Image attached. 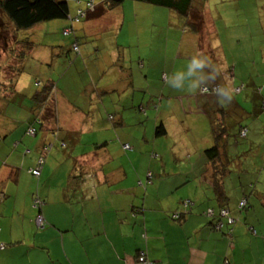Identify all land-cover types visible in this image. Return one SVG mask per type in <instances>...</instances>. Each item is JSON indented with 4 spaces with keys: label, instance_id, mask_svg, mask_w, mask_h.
Here are the masks:
<instances>
[{
    "label": "crops",
    "instance_id": "0c3cea01",
    "mask_svg": "<svg viewBox=\"0 0 264 264\" xmlns=\"http://www.w3.org/2000/svg\"><path fill=\"white\" fill-rule=\"evenodd\" d=\"M224 3L226 1L220 0L214 8L205 4L210 38L204 54L213 63L211 74L207 72L205 83L198 85L196 94H184L188 98L182 100L184 106L180 104L171 110L163 100L155 103L157 95L152 86L159 88L158 79L165 73L166 88L175 89V85L169 84L179 63L160 64L159 70L157 67L152 70L156 81L138 88L135 83L142 85L143 78L146 83L151 81L148 77L152 73L148 69V75L143 78L139 72L150 66L152 54L144 50V61L138 54L143 66L139 68L141 71L136 66L134 70L118 52V47H125L110 42L106 66L98 67L101 75H86L87 83H83L92 94L81 85L80 95L84 97L87 113L101 106L109 121H117L115 125L122 126L123 131H112L104 122L105 115L97 119L86 115L85 121L80 114L72 126L73 122H67V115L75 111L74 106L69 99L56 101L54 97L48 102L55 108L54 115L45 116L42 125L35 123L31 127L35 129L33 135L28 134L31 115H27L22 135L10 134L6 139L0 133V264H264V107L259 109L261 96L264 98V11L252 13L251 24L254 25L255 19L256 25L251 29L247 10L226 8ZM158 13L164 17L158 28H164L167 34L170 28L175 34L185 33L180 17L171 19L169 12L163 9ZM231 19L237 24L232 25ZM123 23V20L117 22L118 26ZM135 23L140 25L134 29L136 33L142 30L152 38L153 32H149L145 21L137 19ZM86 29L84 24L79 30L91 37ZM188 36L182 35L178 42L177 55L182 58L187 55L183 51L186 44L187 50L197 47L196 38L191 33ZM94 52L100 56V47ZM112 61H116L115 67L109 66ZM255 62L258 66L252 69L250 64ZM219 64L233 66L221 73ZM120 65L126 68L125 75ZM215 65L217 69L213 72ZM106 67L112 69L107 71ZM19 77L8 78L19 84ZM235 78L241 81L239 86ZM69 79L76 81L77 76ZM217 81L224 86L220 96L239 95L245 85L249 87L247 100L244 98L239 103L236 100L240 109L231 106V110L222 115L224 110L217 106L218 99L217 103L212 99L200 103L202 86ZM35 85L42 84L36 82ZM24 88V85L17 87L15 93L14 87L7 90L0 87V110L7 113L13 108L12 98ZM137 89L143 91L145 97L149 95L146 106L149 109L144 106V98L138 104L131 102ZM35 94L30 96L29 107L43 114L45 109L32 100ZM75 94L78 95L76 89L66 88V95ZM87 95L89 100H85ZM246 103L251 104V108H246ZM108 106L113 109L111 112L105 110ZM184 108L200 116L201 127L203 120L209 118V125L205 123L210 129L205 128L209 130V137L201 140L189 137L191 152L186 149L179 152L177 168L168 170L163 164L162 168L151 167L152 160L158 158L156 150L160 149L156 140L182 123L179 119L185 114ZM232 110H238L248 121L247 125L242 124L246 129L244 138L239 135ZM174 114L175 120L171 117ZM74 115L78 116L75 112ZM149 123L151 128L147 130ZM211 123L226 128V136L219 141L217 172L226 195L224 202H219L214 192L216 161L212 164L205 154L218 144ZM81 125L85 129L82 130ZM132 125L143 129L141 136L128 134ZM13 126L9 124L4 128L8 132ZM159 129L165 133L158 135ZM187 131L185 128L178 133L186 146L188 140L183 133ZM105 140L115 146L113 155L104 150L106 144L102 141ZM239 140L244 141V146L238 144ZM37 167L39 175H31L30 170ZM25 176L30 181L26 185ZM252 183L255 194L246 197L243 187L247 189L246 184ZM243 199L245 208H240ZM185 201L190 204L184 206ZM176 214L179 218L174 217ZM229 219L233 220L232 224ZM139 257L146 263L139 262Z\"/></svg>",
    "mask_w": 264,
    "mask_h": 264
},
{
    "label": "rangeland",
    "instance_id": "374dc122",
    "mask_svg": "<svg viewBox=\"0 0 264 264\" xmlns=\"http://www.w3.org/2000/svg\"><path fill=\"white\" fill-rule=\"evenodd\" d=\"M68 4L76 5V9H85V2L87 0H66ZM220 0H204V3L206 5H209L211 8L215 7V4L219 2ZM226 3H224V7H238L242 10L248 11L247 19L249 23L251 24V21L253 19L252 13H254L256 10L264 11V0H224ZM96 3V0H95ZM139 2H132L131 0L128 2H125L123 6H120L119 9H115L107 15L105 20H98L97 18H88L87 21L82 19L80 23L76 24V29L80 27L82 29L83 25L86 24L87 29L86 33L89 34V36H93L92 38H96L100 30H102L99 33V36L106 37V39L101 40H95L91 41L90 43H93L91 46H94V50H96V47H100L101 54L100 56V65H103L105 68L106 62V42L111 35L113 40L111 42H116V46L123 45L125 48H120L119 51L121 57H125L127 61V65H133V69H135V66L138 67L137 69L141 71V68L143 65V62L145 60V57L143 55V51L145 50L146 53L152 54L151 63L150 66L144 67L142 72H139L140 75H142V78L144 75H148L147 70L148 69L152 75H149L147 81L145 78H143L142 85L139 82L135 83V86L138 88H143V85L148 87L147 84H150L151 82H155L157 79V76L154 75L153 69L156 67L159 70V66L162 63H170V62H176L179 63L178 69L175 70L176 75H172L174 78L172 82L169 85H175V89H170L169 87L166 88L165 85V79L166 75L165 73L161 74V79H158V82L160 83L159 88L155 87V94L157 95L155 97V103H159L158 101L163 100L168 103L169 106L173 110L177 107H180V104L184 106L182 103V100L188 99L184 94L193 95L197 92V87L199 84L205 83V77L207 75V69L210 70L209 67H212V62L209 64L206 62L204 64V61H201L199 57H197V47L195 48H189L187 50V44L185 49L183 51L187 54L185 55V58H182L177 55L178 52V42L181 40L182 35L185 37H189L188 34L189 31H185L183 34V31H180L179 33L175 34L174 31L170 33H166L165 29L158 28L159 25L162 22V19L164 17L158 13L162 12V8L155 7L148 3H139L140 6H137ZM124 9V14H122V8ZM141 7V8H140ZM164 10V9H163ZM165 11V10H164ZM171 19H177V15H175L173 12L168 11ZM73 13V12H72ZM94 13V11L89 10L88 14ZM117 15H119L117 17ZM124 19V20H123ZM142 20L147 23V25L150 27L149 32L152 33V38L150 33H144L142 30L140 32L136 33L135 28L140 27L139 23H135V20ZM149 19V23H148ZM124 21L122 26H118L117 22ZM184 24L183 18H181ZM232 20V25L237 24L236 21ZM255 19L253 20V24H251L252 28L254 29L256 23ZM176 22V20H174ZM60 23V24H57ZM65 21H53V22H45L39 25L34 26L30 30H18L15 31V28L11 26V24L6 20L5 16L0 12V87L7 90L10 88H15V93L17 92V87H20L22 85L25 86L23 92H18L19 95L12 98L11 104L14 105L13 108H10L7 113L0 110V133H3L5 135V138L10 134H17L22 135L25 130V122L27 115L35 114L33 111H31L28 102L30 103V96L39 93L43 90V86L47 83L49 84V87L47 89V95L51 96L52 98L55 97L56 101L69 99L71 102V105L74 106V110L71 114L67 115V122L71 123L72 126L75 125L77 122V118H80L82 115L85 118L86 121V115L92 116L93 119H97L99 115H105V112L101 106H95V108H92L89 113H87L84 110V100L81 97V85L82 88H85L83 83H87L86 75L87 72L83 68L84 63L82 62V56H83V48L80 49L81 55H76L73 53L70 49V38L61 36V28L65 25ZM66 26V25H65ZM254 26V27H253ZM69 32V30H68ZM241 37V36H240ZM19 39V41H18ZM29 40L33 43L32 50L27 51L26 58L21 62L20 56L23 53V49L25 46V41ZM82 44L80 46H83V43L85 41L84 38H81ZM94 40V39H93ZM187 41V38L185 39ZM23 43V44H22ZM203 50H208V43L206 40L203 42ZM13 49V52L10 51ZM191 52L188 54V52ZM180 53L183 54L182 50H180ZM139 55H141V60H139ZM89 60V58H84V62ZM203 60H207L206 57ZM253 60V59H251ZM255 60V59H254ZM208 61V60H207ZM256 61V60H255ZM255 65L258 66V63H252L250 64L251 68L254 69ZM218 66V65H217ZM219 66L221 68H219ZM218 68L221 71V73H225L227 69L232 68V64L225 65V64H219ZM124 67V66H123ZM240 66L237 67L236 71H238ZM217 69L216 65L214 66L213 72ZM217 73H219L217 71ZM228 74V73H226ZM15 75H20V81L19 84L15 83L13 80H10L8 77H13ZM74 76H77L76 81L70 80L69 78H72ZM147 77V76H146ZM8 78V79H7ZM156 78V79H153ZM47 80V81H46ZM22 81V82H21ZM235 84L239 86L241 83L240 80L237 78L234 79ZM40 82L41 86H36L35 83ZM21 83V84H20ZM234 84V82L232 81ZM18 84V85H17ZM87 85V84H85ZM66 88L67 90L70 89H76V93L78 95H66ZM92 88V87H91ZM86 90L87 92H92L89 90ZM143 90V89H142ZM248 90L249 87L245 85V88L241 91L239 95L234 94L235 100L239 102L243 101V99L248 96ZM69 92V91H68ZM136 95L134 96V99L131 100V102H134L138 104L140 99L144 98V106L145 108L147 106V102L149 99L148 97H145L143 94V91L137 89ZM154 94V95H155ZM47 95L46 99L48 98ZM218 99L217 106L220 107V109L224 110L222 115H225L231 110V107L227 108L226 106H229L226 103V99L228 100L226 94H223ZM182 96V97H180ZM105 97V96H103ZM124 97V95L121 96V99ZM195 97V96H194ZM93 99V97H91ZM186 98V99H185ZM97 99V98H96ZM126 102H127V98ZM85 100L88 99V95L85 97ZM198 100L200 103L210 102L211 98L210 95L205 96H199ZM63 102V101H62ZM91 106V104L89 105ZM152 106V105H151ZM216 106V105H214ZM246 108H251V104L246 103ZM73 109V108H72ZM153 109V107H152ZM107 112H111L113 109L109 106L105 109ZM154 110V109H153ZM77 111V112H76ZM182 111L185 113L182 115V118L179 119L182 121L180 124H176V127L174 126L169 130L166 136L160 137V139L156 140V145L159 146L160 149L156 150V153L158 155V158L155 160H152L154 164L150 165L151 167L159 166L162 168V164L166 165V169L174 168L178 166L176 159L179 158V152L183 150H187L191 152L190 147V141L189 137L193 138L195 140H201L205 137H209V127L205 125L207 123L209 125V118L207 117L204 122V126L201 127L200 122V116H196V113L189 112V108L182 109ZM74 112L78 114L76 117L74 115ZM70 113V112H69ZM73 114V116H72ZM81 114V115H80ZM80 115V116H79ZM233 119L236 122V125H247L248 121L246 118H243L239 115L238 110H234L232 112ZM172 119L175 120L177 116L171 115ZM105 120L107 124L110 125L112 131L114 129L123 131L122 126L115 125L117 121H114L112 123L109 121L108 117L105 115ZM133 119V118H131ZM252 118H250L249 122ZM85 123V122H84ZM9 124H13L12 131H6L4 127H6ZM147 123H145L146 125ZM104 128H106V123H104ZM80 128L85 129L84 125H81ZM132 131L128 133L129 135L135 137L136 133L141 136L140 132L143 131V129H138V126H131L130 127ZM151 123L147 125V130H150ZM176 128V130H175ZM185 128H188L187 133H183L184 139L187 141L186 144H182L183 138H181L178 133L185 131ZM209 129V130H205ZM175 130V131H174ZM81 131V129H80ZM105 132V130H102ZM75 132V131H73ZM213 133V131H212ZM73 134V133H72ZM71 134V135H72ZM114 134V132H113ZM208 134V135H207ZM115 135V134H114ZM102 136V133L100 134ZM148 137H151V134L148 133ZM181 138V140H180ZM142 141V145H145V141ZM101 142V141H100ZM105 143L106 147L104 146V150L107 149V152H110L111 155H113V151L115 146L113 144H108V140L102 141ZM141 143V142H140ZM140 143L138 145H140ZM244 141H238V144H243ZM99 144V143H98ZM108 144V145H107ZM100 145V144H99ZM244 146V144H243ZM189 148V150L187 149ZM245 147H242L244 149ZM89 149L92 153H94L91 146H89ZM97 149V148H96ZM149 150V147H148ZM173 150V153H172ZM137 151V150H136ZM178 153V154H177ZM239 154V153H238ZM103 155V154H102ZM240 155V154H239ZM127 161V160H126ZM227 161V160H226ZM29 179L25 176L23 183L26 185V183H29ZM55 183V180L53 181ZM261 187V186H260ZM254 196V195H252Z\"/></svg>",
    "mask_w": 264,
    "mask_h": 264
},
{
    "label": "trees",
    "instance_id": "16d2710c",
    "mask_svg": "<svg viewBox=\"0 0 264 264\" xmlns=\"http://www.w3.org/2000/svg\"><path fill=\"white\" fill-rule=\"evenodd\" d=\"M130 0H87L85 2V9H76V5L68 4L66 0H0V12L5 16L6 20L11 24L12 27L15 28V31L18 30H30L34 26L45 23V22H53V21H65V25L61 28V36L70 38V49L73 53L76 55L80 54L81 47L83 48V58L81 59L84 63L83 68L86 70L88 75H101L99 73L98 67L102 68L100 63V57L94 52V46H91L93 43H90L89 40H91V37H88L85 33L80 32V27L76 29V24L80 23L82 19L86 20L88 18H97L98 20L106 18L109 12L118 9L120 6L124 5L125 2H128ZM132 2H139V3H148L155 7L162 8L164 10H168L173 12L175 15H177L180 18H183L184 20V27L186 28V31H189L195 38H196V44H197V52L198 57L201 59V61H204V64L206 62H210L205 59L206 55L204 54L203 50V42L204 40L208 41L209 37V26L210 22L208 20V16L206 14L205 10V3L204 0H131ZM94 11V13L88 14V11ZM73 12V13H72ZM124 20V19H123ZM60 24V23H57ZM69 30V32H68ZM101 31L97 32L98 34L96 38H92L91 41L95 40H101L106 39V37L99 36V33ZM81 38H84L85 41L83 43V46H80L82 44ZM94 39V40H93ZM113 40L112 36L110 35L105 48H106V54L107 53V45ZM19 41V39H18ZM23 44V43H22ZM25 46L23 49V53L20 56V61L22 62L26 56L27 51L32 50L33 43L26 39ZM118 47V52L119 51ZM13 52V49L10 51ZM111 54V53H110ZM84 58H89V60L84 62ZM109 58V57H107ZM110 59V58H109ZM113 64V65H112ZM117 65L116 61L111 63L109 66L115 67ZM107 68V67H106ZM210 68V67H209ZM112 68H107L106 70L109 71ZM121 73L125 75L126 68L123 67V65H120ZM211 70V69H210ZM106 71V72H107ZM207 72L211 74V72L207 69ZM17 76V75H15ZM220 81H217V83H212L210 85L202 86L205 88V91L202 92L200 89L201 95H210L211 99L214 100L217 103L216 99H219L221 96V92L224 90V86L219 83ZM49 86L45 85L43 87V90L39 93H36L33 97V102L37 103L36 106H40L42 108L43 114H40L38 110L34 111L35 114H32L30 116L31 121H29L28 126L31 127L33 125L43 124V118L48 115V117L54 115L55 108L53 105H49V101L53 99L51 96L47 95V89ZM217 88V90H213L214 88ZM47 95V99L46 96ZM228 93H226L227 95ZM234 94H228L226 99V103L229 106H226L227 108H239L235 98L233 97ZM224 97V95H223ZM56 104V103H55ZM260 108L264 107V98L261 96L260 100ZM46 107V108H45ZM240 109V108H239ZM233 111V110H232ZM42 112V111H41ZM212 126L213 134L216 137V140L218 142L217 145H214L212 148L205 151V154L210 158L211 161H213L212 164H215L216 161V172L214 171L213 176V185H214V192L216 194V198L219 202H224V199H226V195L224 193L223 187H222V178L217 173L218 170V162L219 160V141L220 138L223 136H226V128L223 125L219 124H210ZM245 126L237 125V130L240 133L242 131H245L246 135V129H244ZM35 130V129H34ZM158 135H162L165 133L163 129H159L157 131ZM244 135V137H245ZM241 136V135H240ZM243 137V138H244ZM244 189V195L246 197H249L251 194H255V184H251L250 186L246 184ZM242 190V191H243ZM245 202V200L243 199ZM240 208H245L240 207ZM233 220L231 221L232 224Z\"/></svg>",
    "mask_w": 264,
    "mask_h": 264
},
{
    "label": "built area",
    "instance_id": "2783aa9c",
    "mask_svg": "<svg viewBox=\"0 0 264 264\" xmlns=\"http://www.w3.org/2000/svg\"><path fill=\"white\" fill-rule=\"evenodd\" d=\"M213 90L216 91L217 88L215 87ZM201 91L204 92V91H205V88H202ZM34 132H35L34 128H31V129L28 130V134H30V135H33ZM240 135L243 137V136L245 135V131H244V132L242 131V133H240ZM123 148H124V149H128V146H127V145H123ZM30 173H31V175H33V176H38V175H39V168L37 167V168H35V169H33V170H30ZM147 176H148V178H150V174H148ZM189 204H190L189 201H185V202L183 203L184 206H188ZM244 205H245V202H244V201H241L240 204H239L240 207H243ZM221 212H222V211H221ZM208 213H209V215H212V212H211V211H209ZM222 215H226L224 211L222 212ZM174 217H175V218H179V215L176 214V215H174ZM37 221L40 222L39 217L37 218ZM231 221H232V220H230V219L228 220L229 223H231ZM218 225H219V224H217V226H218ZM218 227H219V226H218ZM138 260H139V262L146 263L143 257H139Z\"/></svg>",
    "mask_w": 264,
    "mask_h": 264
},
{
    "label": "clouds",
    "instance_id": "9594fccd",
    "mask_svg": "<svg viewBox=\"0 0 264 264\" xmlns=\"http://www.w3.org/2000/svg\"><path fill=\"white\" fill-rule=\"evenodd\" d=\"M244 137V136H243Z\"/></svg>",
    "mask_w": 264,
    "mask_h": 264
}]
</instances>
